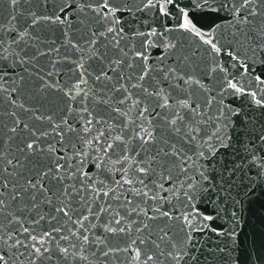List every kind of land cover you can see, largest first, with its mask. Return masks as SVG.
<instances>
[{
	"label": "water",
	"instance_id": "obj_1",
	"mask_svg": "<svg viewBox=\"0 0 264 264\" xmlns=\"http://www.w3.org/2000/svg\"><path fill=\"white\" fill-rule=\"evenodd\" d=\"M82 2L0 0L6 264H264V0Z\"/></svg>",
	"mask_w": 264,
	"mask_h": 264
},
{
	"label": "snow or ice",
	"instance_id": "obj_2",
	"mask_svg": "<svg viewBox=\"0 0 264 264\" xmlns=\"http://www.w3.org/2000/svg\"><path fill=\"white\" fill-rule=\"evenodd\" d=\"M17 2H18V0H12V3L13 4H15ZM251 2H252V0H242L240 7L241 8L246 7ZM171 3H173V0H163L162 3L160 2V0H157L156 4H152L151 3V0H148L149 6H152V7L159 6L160 11L163 12V13H165V14H167V12H166V6L168 4H171ZM77 4H78V0H65V4L62 5L61 8H60V10H59L60 13H61L60 15H56L55 17H47L46 16V17H43V19H45V20H51L53 23H57V22L64 23L65 17H67L70 12L83 11L85 7H89V5L83 4L82 0H79V7H77ZM100 7H103L106 10L105 15H104V19H107V14L108 13H111L113 16H115V9H113L112 7H110V5L108 3V0H101V4L98 5L96 8L93 9V11H96L97 12V15L98 16L100 15ZM236 14L238 15L239 13L237 12ZM249 14L252 15V14H254V12L253 13H249ZM186 15L187 14H185V16ZM242 20H243L244 23H247L248 22L247 21V16L242 17ZM117 22H119L118 21V18H117ZM184 27H185V29H189V25H188L187 21H185ZM113 31H115V29L111 25H109L108 32H113ZM120 31H122V30H120ZM101 34H103V33H101ZM152 34L154 35L155 33H152ZM196 34L197 35H200L199 32H196ZM95 42L96 41L94 39L91 41V43H93V44H95ZM204 42L207 43V44H210V46H211V48H212V50L214 52H217V53L220 52V48H218L217 45L212 42V40L206 39ZM117 43H119V41H117ZM137 58H139L141 60H145V61L148 59V57L146 55H144L143 52L137 53ZM233 59H235V57H233ZM117 63H119V62L117 61ZM80 67H83V65H80ZM170 71H173V70L172 69L166 70V72H170ZM146 75H147V71H145L143 73V75H141L139 77V79L140 80H143L144 79V76H146ZM97 79H100V77L97 76ZM185 82L187 83L188 81H185ZM229 86L232 87V88H234L236 91H241V89L240 88H237V86L235 84H231L230 83ZM77 87H79V86H77ZM144 91L147 92L148 91L147 88H145ZM252 95H253V99H255V94L253 93ZM256 103L258 105L264 106V101H262V100H256ZM163 106L164 107H167V104H165ZM176 115H177V117H179V113H177ZM89 123H91V122H89ZM171 123L173 125H175L176 124V120H172ZM177 130H179V129H177ZM12 131H15V129H12ZM145 134L149 138L151 137V133L148 132L147 130H145ZM101 135H103V133H101ZM115 139L116 140H120V137L117 136ZM141 139H142V141L144 143H148L149 142L148 140H145L143 136L141 137ZM260 140H261V142H264V137H260ZM89 146H91L90 143H89ZM27 147L29 149H32L33 148V144L29 143L27 145ZM109 148H112V144H107L102 151H105L106 152L107 149H109ZM161 152H163L165 156L169 155V153L167 151H165L164 149H161ZM81 155H84V153H81ZM127 159H128V157H124V160H127ZM155 162H156V160H155V158H153V159H151V160H149L147 162L148 166H140V167H137L135 169V171H137V172L140 173V176L137 178L139 180V183L145 184V179L144 178L151 175V172L153 170L152 166L154 165ZM9 163H11V161H9ZM82 163L83 162H81V164ZM138 163H140L142 165L144 162L143 161H140ZM123 171H124V173L126 175L127 169H123ZM123 183L131 184V183H133V181L131 179L125 178V179H123ZM31 187L32 188H35L36 187V184H32ZM145 187H147L146 184H145ZM161 187H163V185H161ZM64 191H65V194L71 195V193L68 192V189L67 188H65ZM112 191H114V190H112ZM142 194L145 195V196L148 195L147 192H143ZM103 195L104 196H107L108 195V192L107 191L103 192ZM15 198L16 197L14 196L13 199H15ZM3 204H4V202L2 200H0V207H2ZM103 210L104 209H101L100 211H103ZM57 212H63V214L65 216H69V212L65 210V207H58L57 208ZM163 215L164 216H167L168 213L167 212H164ZM41 219H43V217H41ZM205 219H208V217H205ZM184 220H185V223L188 225V227H191V222L188 220V217L187 216L184 217ZM117 223H119V221H117ZM146 226L147 225H145V227ZM123 230H124L123 228L120 229V231H123ZM24 231L27 232L28 231L27 228H25ZM84 239L87 240V237H84ZM161 239H164V237L162 236ZM188 239L190 240L191 237H188ZM32 240L33 241H36L41 246L44 244V240L43 239L37 240V238L35 236H32ZM15 245H23V246L27 247V245L24 244L23 241H21L19 239L13 241V246H15ZM33 247H34V249H35V251L37 253H40L41 250H42L41 248L35 247V245H33ZM156 247L159 248L160 245L157 244ZM173 247H176V245H173ZM43 251H47V249H43ZM62 251L66 253L67 252V249H62ZM170 256H171L172 259H174V260L177 261V264H179V262L184 258V253L181 252L179 255L171 254L170 253ZM136 259H137V261L140 260V253L139 252L136 253ZM153 260H154V256L153 255L145 254L143 264H149V262L150 261H153ZM0 264H6V257L3 256V255H0Z\"/></svg>",
	"mask_w": 264,
	"mask_h": 264
}]
</instances>
